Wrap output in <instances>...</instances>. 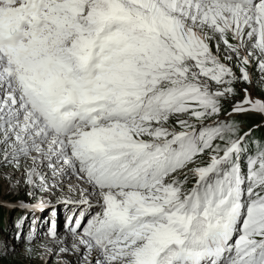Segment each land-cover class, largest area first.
Segmentation results:
<instances>
[{
    "label": "snow or ice",
    "instance_id": "snow-or-ice-1",
    "mask_svg": "<svg viewBox=\"0 0 264 264\" xmlns=\"http://www.w3.org/2000/svg\"><path fill=\"white\" fill-rule=\"evenodd\" d=\"M261 130L264 0H0V264H264Z\"/></svg>",
    "mask_w": 264,
    "mask_h": 264
},
{
    "label": "rangeland",
    "instance_id": "rangeland-1",
    "mask_svg": "<svg viewBox=\"0 0 264 264\" xmlns=\"http://www.w3.org/2000/svg\"><path fill=\"white\" fill-rule=\"evenodd\" d=\"M248 119L249 123L246 125V127H251L252 123L258 122L259 118H246ZM259 135H264V130H261L259 132ZM5 199H13L12 197H5ZM62 207V206H61ZM60 207V208H61ZM65 210L64 208L62 211L59 209L58 211V216H57V221H61L64 217ZM23 213L19 210L8 212L7 210H4L2 214H0V238L4 237H9L12 232H14V225L17 220V218L22 215ZM50 213L49 212H44L37 214L36 216L40 218L41 223L38 225L39 230L41 232L46 231L48 225L42 223L43 219L46 217H49ZM27 223L25 226V229L27 230ZM39 251V249H37ZM57 257L55 255L53 256H46V257H41L37 256V258L32 259V260H25L23 258L22 254H18L15 257H4L2 260V264H56Z\"/></svg>",
    "mask_w": 264,
    "mask_h": 264
},
{
    "label": "trees",
    "instance_id": "trees-1",
    "mask_svg": "<svg viewBox=\"0 0 264 264\" xmlns=\"http://www.w3.org/2000/svg\"><path fill=\"white\" fill-rule=\"evenodd\" d=\"M260 133L258 132L257 135H259Z\"/></svg>",
    "mask_w": 264,
    "mask_h": 264
},
{
    "label": "bare ground",
    "instance_id": "bare-ground-1",
    "mask_svg": "<svg viewBox=\"0 0 264 264\" xmlns=\"http://www.w3.org/2000/svg\"><path fill=\"white\" fill-rule=\"evenodd\" d=\"M63 231V230H62Z\"/></svg>",
    "mask_w": 264,
    "mask_h": 264
}]
</instances>
